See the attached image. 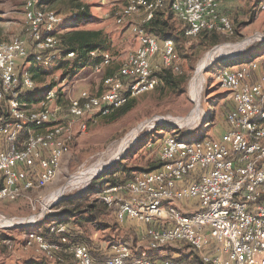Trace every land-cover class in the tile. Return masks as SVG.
Returning a JSON list of instances; mask_svg holds the SVG:
<instances>
[{
    "label": "built area",
    "instance_id": "built-area-1",
    "mask_svg": "<svg viewBox=\"0 0 264 264\" xmlns=\"http://www.w3.org/2000/svg\"><path fill=\"white\" fill-rule=\"evenodd\" d=\"M231 1L126 0L116 22L139 16L130 25L138 45L123 58L101 49L88 52L90 74L101 75V91L84 89L68 95L62 108L56 102V88L44 82L40 94L31 96L39 104L34 109L26 107L23 98L37 89L25 63L48 66L76 54L61 44L59 34L66 25L61 15L36 0H26L24 32L0 41V201L26 198L33 209L39 200L43 203L40 191L55 178L70 142L86 130L87 118L108 114L153 90L161 68L179 70L174 40L147 29L156 11L167 6L184 22L187 37L203 30L232 34L226 8ZM76 17L77 11L71 18ZM261 50L258 60L214 71L232 103L219 137L166 134L159 166L98 190L100 202L117 223L144 226L138 239H119L105 246L96 240L91 244L93 255L85 243L66 235L64 223L52 221L46 236L39 229H28L22 246L58 264H264V47ZM116 60L117 70L105 75V68ZM176 201L186 203L179 207ZM45 207L30 216L31 223H25L26 218H2L10 227H33L45 219ZM184 245L198 254V263L181 253Z\"/></svg>",
    "mask_w": 264,
    "mask_h": 264
},
{
    "label": "rangeland",
    "instance_id": "rangeland-1",
    "mask_svg": "<svg viewBox=\"0 0 264 264\" xmlns=\"http://www.w3.org/2000/svg\"><path fill=\"white\" fill-rule=\"evenodd\" d=\"M25 1L0 0V41H8L24 32L23 11ZM36 1L39 5L61 15L66 24L61 28V34L70 28L103 30L109 38V45L105 51L111 56L118 55L123 58L138 45L130 25L136 22L139 16L127 17L122 24L116 22V17L126 0ZM263 2L264 0H233L226 5L233 33H219L226 37L225 41L207 47L200 42L198 36H195L189 37L184 42L185 48L194 44L187 51V54L192 56L190 63V59L181 60L177 52L180 66L178 74L189 76L185 92H170L166 88L160 87L162 84L159 83L153 90L133 98V107L116 119H109L103 115H95L91 119L89 118L90 120L87 118L86 130L70 142L61 159L60 168L55 178L40 191L45 198L47 197L43 203L39 200L34 204L35 208L33 209V205L26 198L0 201V218L5 217L12 220L28 217L32 219L30 216L39 213L41 206L46 205L45 219L33 227L15 228L5 224L7 221L0 223V264H30L33 261L41 264H58L53 260L37 257L32 249L24 248L22 242L24 233L28 229L43 231L50 222L62 219L64 215L59 214V211L71 205L64 204V200L87 194L85 204H101L98 189L105 185L103 184L105 176L109 174L124 176L128 170L132 174L156 163L161 141L166 134L173 135L172 133L175 132L176 137L185 139H198L203 136L218 137V134L224 130V117L232 103L230 93L218 83L214 77V71L218 67L224 66L222 62L225 63V61L233 64L234 62L260 58L263 52L261 48L264 47V8H261ZM79 4L87 5L90 12L87 19L71 18ZM171 21L177 28H181L183 25L173 17ZM243 42L245 44L234 58L225 61L218 58L206 67L203 72L199 101L196 103L189 93L188 86L194 70L199 64L198 62L215 47L228 46L227 49H232V45ZM115 63L118 64V62ZM24 66L30 70L32 75L35 71L39 76L38 78L33 77L37 82V89L34 92L25 93L23 97L26 100V107L29 108L36 109L39 107L38 101L31 96L36 92V96L40 94L38 90L44 82L56 88V102L62 108L67 104L68 95H77L79 91L90 90L94 85L101 86V75L90 74L91 64L76 65L72 59L57 60L48 66H39L29 61ZM115 67L118 66L111 64L107 69L113 70ZM64 77L65 81L62 82ZM197 107L200 111L195 114L194 110ZM174 119H181L182 121L175 123ZM133 130H135V135L126 142L123 152L110 161L118 152V144ZM102 163L103 166L105 165L103 169L88 180L81 178L75 180L80 171L102 165ZM74 182L76 183L74 184ZM60 189L63 191L59 194ZM51 197H55V199L51 200ZM183 203L186 202H175L179 207ZM35 216L37 217V215ZM105 216L108 225L102 230H96V227L90 223L75 227L76 232L82 235V240L91 244L98 240L100 244L105 246L107 235L121 240L125 238L131 240V238L138 239L144 230L142 224L134 221L124 224L117 223L109 212ZM31 222L30 220L29 223ZM69 223L72 222L69 220ZM3 237L8 238L4 240ZM168 250L170 251V249ZM180 251L187 256L185 258L199 262L198 254L192 252L187 245L182 246Z\"/></svg>",
    "mask_w": 264,
    "mask_h": 264
},
{
    "label": "trees",
    "instance_id": "trees-1",
    "mask_svg": "<svg viewBox=\"0 0 264 264\" xmlns=\"http://www.w3.org/2000/svg\"><path fill=\"white\" fill-rule=\"evenodd\" d=\"M76 11H77V18L79 20L84 19L89 15L88 7L87 5L84 4H79ZM172 17L178 20L170 11V9L167 6H165L162 9L156 11L153 19L149 22L147 29L149 32L153 33L154 35L172 38L175 42V48H176V52H178L179 54V58L181 60L190 59L189 61L190 63L192 56L187 54V51H189L194 46V44L185 48L184 42L189 38L184 35L185 24L184 22L178 20L183 25L181 28H177L174 25V23L171 21ZM195 36H198L200 42L202 44H205L207 47H210L212 45L218 44L226 40V37L220 35L216 31L203 30ZM195 36H191V37H195ZM59 38L61 44L66 49L75 52L76 54L75 58H73L72 60H74V63L76 65L78 64L80 66L92 62L91 58L88 56L89 51L93 49L105 50V48L109 45L108 35L101 29H84V28L71 29L70 28L69 30H66V32L62 34L60 33ZM229 63L231 62L224 63V65H229ZM179 72H180V66L177 72L174 71L171 67H164L158 70L156 74L160 79L159 83L162 84V86L160 87L166 88L167 90L173 93L185 92L186 84L189 76L179 75L178 74ZM105 75H107L106 71H105ZM32 76L34 78L39 77L37 72L35 71L33 72ZM133 105H134V100L133 98H130L120 107L111 110L108 114H105L103 116L109 117V119H116L127 113L133 107ZM172 134L173 136H176L175 132H173ZM159 165L160 163L157 160L156 163L150 164L148 168H143L142 170H150ZM127 172L128 173L124 176L115 175V174L113 175L109 174L108 176L106 175L103 184H107V183L114 184L119 180L128 179L133 175V173L130 174L129 170ZM87 196L88 195L86 194L80 197H74L68 200H64L63 201L64 204H68V205L71 204V205L69 207H64L62 210L59 211V214L64 215L63 218L60 219L59 221L67 226V233H66L67 236H69L73 240L76 239L81 243H85L90 248L91 253L94 255V252L92 251L91 248V243L89 242L90 243L89 244L84 240H82L83 239L82 235L79 232H76L75 227H77L78 225L82 226L84 225V223H90L91 225L96 227V230H102L108 225L107 224L108 222L105 220L106 217L105 214L106 213L108 214V212L112 214V212L106 205L102 203L89 204L86 202L87 204H85V198ZM84 205L86 206L84 207ZM69 220L70 222H72L71 224L69 223ZM43 233H45V236L48 235L47 227L44 228ZM52 237L55 238L54 235H52ZM7 238L8 237H3L4 240H6ZM105 238L107 239L106 243H111L116 240H119L118 238L111 237L109 235H107Z\"/></svg>",
    "mask_w": 264,
    "mask_h": 264
},
{
    "label": "bare ground",
    "instance_id": "bare-ground-1",
    "mask_svg": "<svg viewBox=\"0 0 264 264\" xmlns=\"http://www.w3.org/2000/svg\"><path fill=\"white\" fill-rule=\"evenodd\" d=\"M244 44H245V42L232 45L231 46L232 49H229L228 48L229 50L226 48L228 46L215 47L212 50H210L209 52H207L205 54L204 58L200 62H198L199 64L195 68L194 73H193V75H192V77L190 79L189 86H188L189 93H190L192 99L196 103L199 101V94H200V91H201V84L203 82V72L206 69V67H208V65H210V63L213 62V60L218 59V58L220 60H222V61H225L227 59L234 58L235 55H236V53L243 47ZM199 111L200 110H198V107L194 110L195 114H198ZM194 112H193V114H194ZM187 120H188V118H187ZM173 121L175 123H179V121H182V120L181 119L180 120L174 119ZM134 135H135V130H133L132 132H130V134H128L126 138H124V139L121 140L120 144H118L119 147L117 146L118 147V152L116 153V155L114 154L115 156L110 161H112L114 158H117L123 152L124 147L126 145V142L129 141V139H131L132 137H134ZM110 161H108V162H110ZM104 166H103V163H102V165H99V166H96V167H91L89 169L80 171L78 173V175H76L75 180L80 179V178L81 179L88 180L95 173H97L98 171L102 170ZM75 183L76 182H74V184ZM69 184H71V182H69ZM61 191H63V189H60L58 191L59 194L61 193ZM50 199L51 200H54L55 198L54 197L53 198L51 197ZM30 220L33 221V219L26 218V219H24V222H26V223L28 222L29 223ZM3 221H5V220H3V218H0V223L1 224H2Z\"/></svg>",
    "mask_w": 264,
    "mask_h": 264
},
{
    "label": "crops",
    "instance_id": "crops-1",
    "mask_svg": "<svg viewBox=\"0 0 264 264\" xmlns=\"http://www.w3.org/2000/svg\"><path fill=\"white\" fill-rule=\"evenodd\" d=\"M90 16V12H89V15H88V17ZM88 17H86L85 19H87ZM84 29H87V28H84ZM243 61V60H242ZM245 61V60H244ZM248 61V60H247ZM115 62H118V64L117 63H115ZM113 61L111 64H116L117 66H119V61L118 60H116V61ZM111 64L109 65V66H111ZM109 66H107L106 68H105V70H104V73H105V71L107 72V75H110V74H112V73H114L116 70H117V68L118 67H115V69H113V70H108L107 68L109 67ZM25 68H27V67H25ZM30 71V70H29ZM101 89H102V87L100 86V85H98V86H96V85H94V86H92L91 88H90V92L91 93H99L100 91H101ZM223 132V131H222ZM222 132H220L219 134H218V137L221 135V133ZM190 210H192L191 208H189V210L188 211H190Z\"/></svg>",
    "mask_w": 264,
    "mask_h": 264
}]
</instances>
